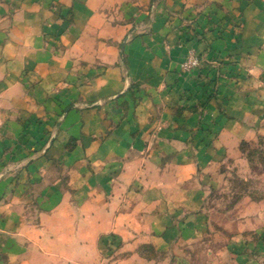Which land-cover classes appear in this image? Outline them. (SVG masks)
Listing matches in <instances>:
<instances>
[{
	"label": "crops",
	"instance_id": "1",
	"mask_svg": "<svg viewBox=\"0 0 264 264\" xmlns=\"http://www.w3.org/2000/svg\"><path fill=\"white\" fill-rule=\"evenodd\" d=\"M244 142L264 144V0H0V264H99L105 235L107 264H264Z\"/></svg>",
	"mask_w": 264,
	"mask_h": 264
},
{
	"label": "rangeland",
	"instance_id": "2",
	"mask_svg": "<svg viewBox=\"0 0 264 264\" xmlns=\"http://www.w3.org/2000/svg\"><path fill=\"white\" fill-rule=\"evenodd\" d=\"M256 150H258V154L256 156V159H255V166L257 168L255 174L256 176H263L264 177V144H258L256 147H255ZM228 187V186H227ZM226 190V189H225ZM227 192V191H226ZM222 194V193H221ZM232 202L230 200H224V199H217L214 201V203L212 204L213 207L215 208H219L221 207H224L225 205H229L231 204ZM213 232L211 233L210 238L209 240L213 239L217 242V244H219L220 242H223L220 241L219 239V236H216L214 237L216 234H218L217 230L215 227H213ZM204 238L206 239L207 238V232L204 234ZM204 238H203V241H204ZM116 241V243L114 242ZM118 243H121V240L117 242V240L114 238L113 235H105V236H101L100 238V248H99V253H100V262L99 264H107L106 261H104L103 259L104 258H109V257H118L120 255H115V251H117L118 247H119V244ZM206 244V243H205ZM205 244H202L201 246H198V247H195L194 249H189L188 247H183V248H174L173 250L171 251H168L166 253H159L157 252H151L149 249H140L141 245L138 249H137V253H139L141 256H146V257H149L151 259H172L174 258V256H180V257H185L187 258L189 253L191 254L192 257H196L199 261L200 260H203V259H207V255H203L205 251ZM142 252V253H141ZM153 256V257H151Z\"/></svg>",
	"mask_w": 264,
	"mask_h": 264
},
{
	"label": "trees",
	"instance_id": "3",
	"mask_svg": "<svg viewBox=\"0 0 264 264\" xmlns=\"http://www.w3.org/2000/svg\"><path fill=\"white\" fill-rule=\"evenodd\" d=\"M255 147L256 146H252L246 142H244L241 145V149L246 153L249 162H251L252 164L255 163V159H256V156L258 154V150H256ZM240 189L244 190V191H251V189L255 190L256 188H254L250 183H245V184L240 185ZM144 248L149 249L151 252H156L155 249L153 248V246H151V245H147V244L143 245V246H141L140 249H144ZM151 257H153V256H151ZM146 258L151 259L149 257H146Z\"/></svg>",
	"mask_w": 264,
	"mask_h": 264
},
{
	"label": "built area",
	"instance_id": "4",
	"mask_svg": "<svg viewBox=\"0 0 264 264\" xmlns=\"http://www.w3.org/2000/svg\"><path fill=\"white\" fill-rule=\"evenodd\" d=\"M199 63V58L194 53H190L187 59L181 64V67L183 70H191L198 66Z\"/></svg>",
	"mask_w": 264,
	"mask_h": 264
}]
</instances>
